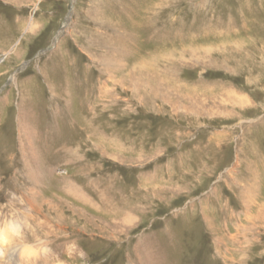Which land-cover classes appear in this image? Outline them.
<instances>
[{
	"label": "rangeland",
	"instance_id": "rangeland-1",
	"mask_svg": "<svg viewBox=\"0 0 264 264\" xmlns=\"http://www.w3.org/2000/svg\"><path fill=\"white\" fill-rule=\"evenodd\" d=\"M0 235V264H264V0H0Z\"/></svg>",
	"mask_w": 264,
	"mask_h": 264
},
{
	"label": "bare ground",
	"instance_id": "bare-ground-1",
	"mask_svg": "<svg viewBox=\"0 0 264 264\" xmlns=\"http://www.w3.org/2000/svg\"><path fill=\"white\" fill-rule=\"evenodd\" d=\"M126 43H128V42H126ZM125 43V44H126ZM120 45V44H119ZM121 45H124V43H122ZM124 47V46H123ZM13 226V225H12ZM11 226V227H12ZM10 227V228H11ZM12 230V232L14 231V232H16V229H15V227L13 226L12 228H11ZM15 229V230H14ZM9 240V238H7V236L6 235H0V260H6V258H5V252H4V248H5V246H6V244H7V241ZM18 249V251L20 252V254H21V256H23V257H25V256H30V255H32V254H34V249L32 248V247H28V246H22V247H18L17 248Z\"/></svg>",
	"mask_w": 264,
	"mask_h": 264
}]
</instances>
